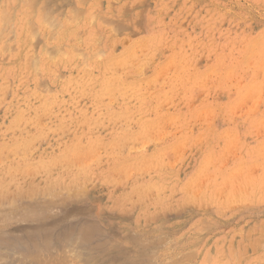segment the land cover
I'll use <instances>...</instances> for the list:
<instances>
[{
    "label": "rangeland",
    "instance_id": "374dc122",
    "mask_svg": "<svg viewBox=\"0 0 264 264\" xmlns=\"http://www.w3.org/2000/svg\"><path fill=\"white\" fill-rule=\"evenodd\" d=\"M76 1L47 0L54 26L30 18L35 34L19 30L20 6L2 27L0 264L99 261L93 248L21 257L69 225L93 228L109 264H264V0Z\"/></svg>",
    "mask_w": 264,
    "mask_h": 264
},
{
    "label": "bare ground",
    "instance_id": "6f19581e",
    "mask_svg": "<svg viewBox=\"0 0 264 264\" xmlns=\"http://www.w3.org/2000/svg\"><path fill=\"white\" fill-rule=\"evenodd\" d=\"M45 1H46V2H45ZM79 1H80V0H78V1H76V2H79ZM84 1H85V0H84ZM51 3H52V2H51ZM81 3H82V0L80 1V5H81ZM49 4H50V2H49ZM52 4H53V3H52ZM52 4H50V5H52ZM95 4H97V2H95ZM99 4H100V3H99ZM11 6H12V7H11ZM13 6H20L19 8L16 7L18 10L21 8V12H19V21H18L16 18H15V21L17 20V21L21 24L22 27H19V28H20L19 30H21L22 32H25V30H26V28H27V24L30 23V20H29L30 18H32V19H34L35 21H37V22L39 23V25L42 26L43 28H44V27H47L48 25H49L48 27H50L51 24L54 26V24H53V22H52L53 18H51V17H50V18H51V19H50V23H49V22H48L49 24L47 23V21H48V19H49L48 17H49L50 15L53 14V13L50 14V11L52 12V10L49 11L50 7H48L49 9H46L47 6H49L47 0H0V41H3V40L5 39V38H4V34H5V32H6V31H4V30L2 29V27L4 28V26L7 25L6 23L9 22L8 19L11 17V15L13 14V12L15 13V11H13V10H14V9H13ZM37 6H40V7L38 8ZM45 6H46V7H45ZM54 6H55V5H54ZM96 6H97V5H96ZM11 8H12L13 10H11V13H12V14L10 13V14H11V15H10V14H8V13H9V11H10L9 9H11ZM14 8H15V7H14ZM16 8H15V9H16ZM17 9H16V10H17ZM12 11H13V12H12ZM47 11H49V12H47ZM48 13H49V14H48ZM75 13H77V12H75ZM14 15H15V14H14ZM14 15H12V16H14ZM16 15H17V14H16ZM48 15H49V16H48ZM71 15H72L73 17L76 16V14H75V15H74V14H71ZM9 16H10V17H9ZM17 16H18V15H17ZM68 16H69V15H68ZM79 16H80V13H79ZM79 16H78V18H77L78 20L80 19ZM70 17H71V16H70ZM80 17H81V16H80ZM86 17H88V16H86ZM90 17H91V16H90ZM90 17H89L88 23H89V21L91 22ZM11 18H12V17H11ZM11 18L9 19L10 21H11ZM71 18H72V17H71ZM92 19H93V18H92ZM71 20H72V24H73V18H72ZM75 20H76V19L74 18V21H75ZM94 20H95V18H94ZM7 21H8V22H7ZM17 21H16V22H17ZM53 21H54V20H53ZM66 21H68V23H69L70 19H68V20H66ZM81 21H82V20H81ZM81 21H80V23H81ZM86 21H87V20H86ZM97 21H98V20H97ZM64 22H65V21H64ZM64 22H63V23H64ZM76 22H77V21H76ZM12 23H13V20H12ZM82 23H84V21H82ZM10 24H11V22L9 23V25H10ZM30 24H31V25H29L28 28L33 29V28H34V26H33V28H32L33 21H32ZM47 24H48V25H47ZM76 24H77V26H79V25H78L79 22H78V23H75V25H76ZM84 24H85V23H84ZM12 25H13V24H11L10 26L12 27ZM37 25H38V24H37ZM69 25H71V22L69 23ZM86 25H87V22H86ZM86 25H85V27H87ZM91 25H92V26H90V28L93 27V24H91ZM95 25H96V24H95ZM95 25H94V26H95ZM30 26H31V27H30ZM15 27H16V26H15ZM51 27H52V26H51ZM96 27H97V25H96ZM6 28H8V26H6ZM88 28H89V26H88ZM88 28H87V29H88ZM94 28H95V27H94ZM35 29H36V28H35ZM40 29H41V27H40ZM9 30H10V29H9ZM9 30H8V31H9ZM12 30H13V29H12ZM16 30H17V29H16ZM43 30H44V29H43ZM92 30H93V29H92ZM13 31H14V30H13ZM21 31H20V32H21ZM89 31H90V30H89ZM16 32H17V31H16ZM29 32H30V30H29ZM29 32H28V33H29ZM35 32H36V31H35ZM35 32H34V29H33V33H34V34H35ZM92 32H93V31H92ZM30 33H31V32H30ZM93 33H94V32H93ZM93 33H90V34H93ZM88 34H89V33H88ZM90 34H89V35H90ZM20 35H21V34H20ZM26 35H27V34H26ZM26 35H25V36H26ZM28 35H29V34H28ZM31 35H33V34H30V35H29V36H30L29 39H30L31 37L34 36V35L31 36ZM76 35H77V34H76ZM94 35L96 36L95 33H94ZM94 35H93V36H94ZM60 36H61V35H60ZM26 37H27V36H26ZM26 37H25V38H26ZM50 37H52V36H50ZM50 37H47V39H48V38L50 39ZM22 38H24V37H22ZM27 38H28V37H27ZM29 39H28V40H29ZM20 40H21V39H20ZM28 40H27V42H30V41H31V39H30V41H28ZM91 40H92V36H91ZM87 41H88V40H86V42H87ZM25 42H26V41H25ZM31 42H33V41H31ZM84 42H85V41H84ZM3 43H4V42H3ZM92 43H94V40H93ZM19 44H20V43H19ZM84 44H85V43H84ZM87 44H88V42H87ZM87 44H86V45H87ZM89 44H90V42H89ZM91 45H92V44H91ZM27 46H28V45H27ZM89 46H90V45H89ZM3 47H4V46H3ZM3 47H2V49H4ZM86 48H88V45H87ZM92 49H93V48H92ZM94 49H96V48H94ZM101 52H102V51H101ZM32 53H33V51H32ZM45 53H46V52H45ZM42 54H43V53H42ZM96 54H97V52H96ZM98 54H100L99 51H98ZM98 54H97V55H98ZM110 54H111V53H110ZM97 55H96V56H97ZM102 55H103V54H102ZM134 55H135V54H134ZM39 56H40V55H39ZM45 56H46V55H45ZM33 57H34V56H33ZM33 57L31 58L32 60L34 59ZM46 57H47V56H46ZM124 57H125V56H124ZM35 58H36V57H35ZM31 59H30L29 62H32V63L34 62L35 65H33V66L40 65L39 57H38V62H35V59H34V61H32ZM97 59H98V57H97ZM24 60H26V59H24ZM110 60H111V59H110ZM112 60H113V59H112ZM36 61H37V60H36ZM40 61H41V60H40ZM75 61H76V60H75ZM44 62H45V61L43 60V63H44ZM46 62H47V61H46ZM88 62H91V58H90V60H89ZM114 62H115V60L112 61L111 64H113ZM38 63H39V64H38ZM81 63H82V62H81ZM91 63H92V62H91ZM29 64H30V63H29ZM36 64H37V65H36ZM88 64H89V63H88ZM48 65H49V64H48ZM86 65H87V64H86ZM49 66H50V65H49ZM90 66H91V64H90ZM90 66L88 65V68H90ZM38 67H39V66H38ZM40 67H41V66H40ZM83 67H84V66H83ZM33 68H34V67H33ZM44 68H45V67H44ZM34 69H35V68H34ZM37 69H38V68H36V70H37ZM41 69H42V67H41ZM49 69H50V67H49ZM106 69H107V68H106ZM84 70H85V69H84ZM25 71H26V70H25ZM39 71H40V70H39ZM41 71H42V70H41ZM80 71H81V70H80ZM103 71H104V70H103ZM33 72H34V70H33ZM82 72H84V71H82ZM38 73H39V72H37V73H35V74L38 75ZM85 73H86V72H85ZM29 74H30V73H29ZM87 74H88V73H87ZM87 74H86V75H87ZM77 75H78V74H77ZM83 75H84V74H83ZM81 76H82V75H81ZM89 76L92 77L91 75H89ZM89 76H88V77H89ZM103 76L106 77V75H103ZM90 77H89V78H90ZM81 78H83V77H81ZM81 78H80V79H81ZM85 78H86V76H85ZM77 79H78V78H77ZM91 79H93V78H91ZM70 80H71V79H70ZM88 80H89V79H88ZM88 80H86V81H88ZM93 80L95 81V79H93ZM93 80H92V81H93ZM32 81H33V80H32ZM68 81H69V80H68ZM78 81H79V80H78ZM83 81H84V80H83ZM92 81H91V82H92ZM94 81H93V82H94ZM117 81H118V80H117ZM91 82H90V83H91ZM81 83H82V82H81ZM88 83H89V82H88ZM88 83H87V84H88ZM37 84H38V83H37ZM76 84H77V83H76ZM102 84H103V83H102ZM73 85H75V84H73ZM82 85H83V84H82ZM92 85H93V84H90L91 87H92ZM117 85H118V84H117ZM17 86H18V85H17ZM69 86H70V85H69ZM86 86H87V85H86ZM90 86H88V88H89ZM79 87H80V86H79ZM112 87H113V86H112ZM120 87H121V86H120ZM123 87H124V86H123ZM73 88H74V87H73ZM81 88H82L83 90H84V88L87 89V87H85V86H84V88H83V86H81ZM101 88H103V86H102ZM101 88H100V89H101ZM16 89H17V88H16ZM74 89H75V88H74ZM86 89H85V90H86ZM94 89H95V88H93V89L91 90V88H90V92H88V93H92V94H93V93H94V92H93ZM85 90H84V91H85ZM101 90H103V89H101ZM101 90H99L98 92H101ZM108 90H109V89H108ZM112 90H113V89H112ZM115 90H117V89H115ZM87 91H88V90H87ZM94 91H95V90H94ZM113 91H114V90H113ZM62 92H63V91H62ZM82 92H83V91H82ZM30 93H31V92H30ZM95 93H96V91H95ZM35 95H37V94H35ZM31 96H32V94H31ZM33 96H34V95H33ZM24 99H25V98H24ZM35 99H36V98H35ZM37 99H38V98H37ZM28 100H29V99H28ZM60 100H61V99H59V101H60ZM32 101H33V100H32ZM45 101H46V100H45ZM64 101H65V100H64ZM94 102H95V101H94ZM96 102H97V101H96ZM26 103H27V102H26ZM43 103H44V102H43ZM43 103H42V104H43ZM27 104H28V103H27ZM44 105H45V104H44ZM20 113H21V112H20ZM20 113H18V114H20ZM22 115H23V114H22ZM19 116H20V115H19ZM30 138H31V137H30ZM16 139H17V138H16ZM32 140H33V138L30 140V142H32ZM13 141H14V140H13ZM22 141H23V140H22ZM22 141H20L21 143L19 142V144H17L16 146H17V147H18L19 145L21 146V145L23 144ZM24 142H25V141H24ZM145 145H146V144H145ZM25 146H26V149H27V143H26ZM5 147H6V146H5ZM5 147H4V148H5ZM21 147H22V146H21ZM21 147H20V148H21ZM8 148L11 149L12 147H8ZM3 150H4V149H3ZM6 150H7V149H6ZM8 150H9V149H8ZM11 150H12V149H11ZM11 150H10V151H11ZM22 150H23V149H22ZM24 150H25V148H24ZM24 152H25V151H24ZM24 152H23V154H24ZM4 153H5V151H4ZM27 153H28V151H27ZM30 153H31V152H30ZM60 155H61V154H60ZM60 155H59V157L62 156V158H64L63 155H61V156H60ZM59 157H57V158H55V159H52V158H51V159H49V160H47V161H45V160L42 161V160H41L42 162H41V161H40V162H39V161H36L37 164H38L36 167L38 168V166H39L40 168H54V167H55V168H58V165H61V164H57V163L59 162ZM53 158H54V157H53ZM206 158H207V157H206ZM41 159H42V158H41ZM28 160H29V159L24 160L25 162L27 161V162L25 163L26 168H27V167L29 168V167H30V164H31V163L34 164L33 162H35L34 160H33V162H32V161H28ZM30 160H31V159H30ZM21 161H22V160H21ZM74 161H75V160H74ZM0 164H1V163H0ZM3 164H4V163H3ZM75 164H76V163H75ZM15 165H16V164H15ZM35 165H36V164H35ZM32 166H33V165H31V167H32ZM199 166L201 167L202 165H199ZM2 167H3V166H2ZM7 167H8V166H7ZM33 167L35 168V166H33ZM61 167H62V166H61ZM8 168H12V170H14V166H13V165H11V166L8 167ZM24 168H25V167H23V169L21 168L22 172H23ZM26 168H25L26 171H27V170L29 171V170L31 169V168H29V169H28V168L26 169ZM78 168H79V167H78ZM80 168H83V167H80ZM17 169H18V168H17ZM12 170H11V171H12ZM19 170H20V169H19ZM8 171H9V169H8ZM11 171H9V173H10ZM14 171H15V170H14ZM6 172H7V170H6ZM15 172H17V171H15ZM18 172H19V171H18ZM18 172H17V173H18ZM3 173H4V172H3ZM9 173H8V174H9ZM8 174H7V175H8ZM29 174H30V173H29ZM2 175H3V174H2ZM21 175H22V174H21ZM21 175H20V176H21ZM128 175H129V174H128ZM9 176H10V175H9ZM18 176H19V173H18ZM5 177H6V176H5ZM5 177H4V176H1V177H0V180L4 181V178H5ZM16 177H17V175L15 176V174H12V175H11V177H10V179H9L10 181H12L11 186H12L13 184H16V183H17L16 180H18V179H16ZM7 178H8V177H7ZM7 178H6V179H7ZM17 178H18V177H17ZM29 178H30V177H29ZM52 178H53V177H52ZM6 179H5V180H6ZM7 180H8V179H7ZM19 180H20V177H19ZM53 180H55V178H54ZM63 180H66V179H63ZM63 180H62V182H63ZM2 181H0V182L2 183ZM13 181L16 182V183H13ZM49 181H51V180H49ZM8 182H9V181H8ZM19 182H21V181H19ZM52 182H53V181H52ZM57 182H58V179L56 180L55 183L57 184ZM71 182H72V181H71ZM1 183H0V184H1ZM6 183H7V182H6ZM24 183H25V182H24ZM3 184H4V183H3ZM17 184H18V186H19V187L17 186V188H20V184H19V183H17ZM17 184H16V185H17ZM62 184H63V183H62ZM64 184H65V182H64ZM9 185H10V184H9ZM22 185H23V184H22ZM44 185H45V186H44V188H45L47 184H44ZM60 185H61V184H60ZM65 185H66V184H65ZM65 185H63V186L65 187ZM69 185H70V184H69ZM69 185H68V186H69ZM72 185H73V184H72ZM26 186H27V185H26ZM49 186H50V183H49ZM52 186H53V185H52ZM68 186H67V188H69ZM1 187H3V186H0V188H1ZM4 187H5V186H4ZM12 187H15V186L13 185ZM71 187H72V186H71ZM71 187H70V188H71ZM10 188H11V187H10ZM10 188H9V189H10ZM32 188H33V187H32ZM62 188H63V187H62ZM65 188H66V187H65ZM67 188H66V189H67ZM72 188H75V187L73 186ZM72 188H71V189H72ZM7 189H8V188H7ZM7 189H6V190H7ZM13 189H14V188H13ZM49 189L52 190L51 188H49ZM71 189H70V190H71ZM75 189H76V188H75ZM0 190H1V189H0ZM3 190H4V189H3ZM17 190H18V189H17ZM79 190H80V189H78L76 192H80V194H81V193H82L81 191H83V190H81V191H79ZM4 191H5V190H4ZM4 191H3V192H4ZM7 191H8V190H7ZM30 191H31V189H30ZM59 191H60V190H59ZM59 191H58V192H53V194L55 193V195H56V193L58 194ZM62 191H63V189H62ZM68 191H69V190H67V192H68ZM71 191H72V190H71ZM11 192H12V191H11ZM60 192H61V191H60ZM67 192H62V194L59 193V194H60L59 197H62V196H63V193H67ZM69 192H70V191H69ZM73 192H74V191H73ZM76 192H75V194H77ZM19 193H20V190H19ZM25 193H26V192H25ZM29 193H30V192H29ZM48 193H49V192H48ZM48 193H47V194H48ZM3 194H4V193H3ZM27 194H28V193H27ZM30 194L32 195L33 193L31 192ZM30 194H28V195L30 196ZM8 195H9V194H8ZM11 195H12V194H11ZM22 195H23V194H22ZM50 195H52V194H50ZM68 195H70V194H68ZM77 195H79V194H77ZM16 196H18V195H16ZM32 196H33V198H34V195H32ZM48 196H49V195H48ZM64 196L67 197V194H66V195L64 194ZM64 196H63L62 198H64ZM72 196H73V195H72ZM79 196H80V195H79ZM30 197H31V196H30ZM51 197H52V196H51ZM51 197L49 196L50 199H49L48 201H50V200L52 201L53 198L56 199V197H53L52 199H51ZM69 197H70V196H69ZM73 197H74V196H73ZM45 198H46V197H45ZM57 198H58V197H57ZM54 199H53V201H55ZM64 199H66V198H64ZM68 199H69V198H68ZM68 199H67V200H68ZM35 200H36V199H35ZM37 200H38V199H37ZM53 201H52V202H53ZM62 201H63V200H62ZM36 202H37V201H36ZM45 202H46V199H45ZM50 203H51V202H50ZM53 203H54V202H53ZM60 203H61V202H60ZM27 204H28V203H27ZM31 204H32V203H31ZM35 204H36V203L34 202V205H35ZM37 205H39L38 202H37ZM41 205H42V204H41ZM41 205H40V206H41ZM45 205H46V204H44V206H45ZM49 205L51 206V204H49ZM18 206H19V205H18ZM44 206H42V207H44ZM60 206H61V205H60ZM62 206H63V205H62ZM0 207H1V206H0ZM11 207H12V206H11ZM19 207H20V206H19ZM22 207H23V206H22ZM9 208H10V207H9ZM16 208H17V207H16ZM32 208L34 209V207H32ZM32 208H31V209H32ZM37 208H38V207H37ZM39 208H40V207H39ZM0 209H1V208H0ZM22 209H23V208H21V210H22ZM28 209H29V210H27V211H31L30 208H28ZM48 209H50V207H49ZM2 210H3V209H1V211H2ZM15 210H17V209H15ZM18 210H19V209H18ZM39 210H40V209H39ZM39 210H36V211H39ZM4 211H5V210H4ZM36 211H35V212H36ZM45 211L47 212V211H49V210H45ZM50 211H51V210H50ZM7 212H8V211H6V213H7ZM11 212H13V211H11ZM14 212H16V211H14ZM14 212H13V213H14ZM19 212H20V211H19ZM22 212H24V211L22 210L20 213H22ZM32 212H33V211H32ZM41 212H42V211H41ZM3 213H4V212H3ZM6 213H5V214H6ZM8 213H10V211H9ZM28 213H29V212H28ZM36 213H37V212H36ZM38 213H39V212H38ZM16 214H17V213H16ZM24 214H25V212H24ZM146 214H147V213H146ZM146 214H145V215H146ZM6 215H7V214H6ZM6 215H4V217H7ZM11 215H13V214H12V213L9 214V218H10ZM21 215H22V214H21ZM26 215H27V214H26ZM28 215H29V214H28ZM31 215H33V213H32ZM43 215H44V214H43ZM16 216H17V215H16ZM4 217H3V218H4ZM28 217H29V216H28ZM45 217H46V216H45ZM23 218H24V217H23ZM25 218H26V217H25ZM32 218H33V217H32ZM48 218H49V216H48ZM50 218L53 219L54 217H50ZM6 219H8V218H6ZM6 219H5V220H6ZM13 219H14V218H13ZM16 219H17V218H16ZM20 219H21V218H20ZM42 219H44V218H42ZM46 219H47V218H46ZM0 220H1V222H3V221H2V217H0ZM23 220H24V219H23ZM50 220H51V219H50ZM53 220H54V219H53ZM7 221L9 222V220H7ZM14 221H15V219H14ZM14 221H13V222H14ZM33 221H34V220H33ZM38 221H39V220H38ZM10 222H11V221H10ZM35 222H36V221H35ZM53 222H54V221H53ZM53 222H52V223H49V225H51V227L49 226L50 228H52L53 225H54V227H55V225L57 226V225H59V223H60V222H58V223H57V222H54V224H53ZM84 222H85V221H84ZM88 222H89V221L86 220V223H88ZM4 223H5V222H4ZM19 223H20V222H19ZM32 223H33V222H32ZM41 223H42V222H41ZM43 223H44V222H43ZM55 223H57V224H55ZM95 223H96V222H95ZM33 224H34V223H33ZM36 224H38V223H36ZM82 224H83V223H82ZM82 224H81V225H82ZM84 224H85V223H84ZM92 224H94V223H92ZM96 224H97V223H96ZM0 225H1V223H0ZM7 225H8V224H7ZM42 225H43V224H42ZM73 225H75V224H73ZM81 225H80V226H81ZM89 225H90V224H89ZM39 226H40V224H39ZM69 226L71 227V225H69ZM77 226H79V224H78ZM80 226H79V227H80ZM86 226L88 227V225H86ZM94 226H95V225H94ZM94 226H92V227H94ZM36 227H37V226H36ZM46 227H47V226H45V228H46ZM54 227H53V228H54ZM60 227H63V225H61ZM65 227H66V226H65ZM70 227H69V228H70ZM73 227H74V226H73ZM73 227H71V228H73ZM75 227H76V226H75ZM75 227H74V228H75ZM81 227H82V226H81ZM92 227H91V228H92ZM45 228H44V230H45ZM67 228H68V225H67ZM69 228H68V229H69ZM74 228H73V229H70V230H72V231H65V230H68V229H66V228L63 227L62 229H65V230H63V231H61V232H59V233H57V234H54L55 232H52V231H51L52 229L49 230L50 233H43V232H41V231H38V232H41V233H42L40 239H38V238L32 239V238H33L32 235H30V237L32 236L31 238H30L29 236H27V237H29L31 240H30V239H29L28 241L25 240V241H27L26 244H25V246L23 245L24 248H25V249H24V248H23V249H24L25 251H24V253H21V255H22L21 257H22V258L24 257V258H26V260H29V261H30L29 258H31V260H33L34 258H36L35 256H36L37 254H38V257H39V256H41V255L43 256V254H41V252H42V253L45 252V253H44L45 255H46V252H47V253H50V256H49V254H48V256H47L48 258L50 257V258H49V261H48V259H47V260L45 259V258H47L45 255H44L42 258L45 259V262H47V261L50 262V259L52 260V259H54V258L56 257V256H54V255L52 256V254H53V253L51 254V250H52V249H53V251L57 250V252H58V251H59V252H64V251H62V250H63V249L66 250L68 247L71 248L70 251L73 250V253H74V251L77 250L76 252H77V254H79V255L81 254V253H80L81 250H83V253H86V251H89V250H91V249L93 248L95 252H98V253H97L98 255H101V256H102V253L105 252L104 250H103L104 252L102 251V248H104L103 244H102V246H103V247H102L101 244H97L99 241H98V242L95 241V243L97 242L96 244L92 241V239H96V240H97V237H96V238H93V236H94V235H93V232H94L93 230H94V229H93V228L90 229V228H86V227L84 228V226H83V227L80 228V229L78 228L77 231H76ZM96 228H100V226H97ZM35 229H36V228H35ZM41 229H42V228H41ZM54 229H55V228H54ZM54 229H53V230H54ZM60 229H61V228H60ZM60 229H58V230H60ZM44 230H43V231H44ZM73 230H74V231H73ZM100 230H102V229H100ZM100 230H99V229H98V230L95 229V231H99V232H100ZM34 231H35V230H34ZM55 231H56V230H55ZM26 232H27V231H26ZM102 232H103V231H102ZM6 233H7V232H6ZM11 233H12V232H11ZM51 233H52V234H51ZM8 234H9V232H8ZM8 234H7V235H8ZM34 234H36V233L34 232ZM38 234H39V233H38ZM53 234H54V235H53ZM94 234H95V232H94ZM1 235H3V234H1ZM1 235H0V236H1ZM39 235H40V234H39ZM39 235H38V236H39ZM105 235H106V234H105ZM97 236H99V238L102 237V236H100V234L98 235V233H97ZM126 236H128V235L126 234L125 237H126ZM2 237H3V236H2ZM2 237H1V239H3ZM17 237H18V236H17ZM94 237H95V236H94ZM129 237H131V236H129ZM14 238H15V237H14ZM8 239H9V237L6 238L7 242L5 243V245H6V246H9V247L12 248V249H11V248H10V249L7 248V250H8V249L11 250V252H10V251H8V252H9V254H11V253L13 252L12 254H13V256H14V254L17 253L16 250L19 249L20 246L23 244L22 242L24 241V239H23V238H22L23 240H22V239H21V240L18 239L19 241H16V242H14V241L11 242L12 240H10V242H8ZM15 239H16V238H15ZM104 239L106 240L107 238H103V240H104ZM122 239H125V238L122 237ZM128 239L130 240L131 238H126L127 241H128ZM16 240H17V239H16ZM99 240H100V239H99ZM108 240H109V238H108L106 241H108ZM126 240H124V241H126ZM131 240H132V239H131ZM4 241H5V239H4ZM20 241H22V242H20ZM100 242H101V241H100ZM108 242H109V241H108ZM108 242H107V245L109 244ZM1 243H3V242L0 241V244H1ZM101 243H102V242H101ZM113 244H115V243H113ZM113 244H112V246H113ZM107 245L105 244L106 248H107ZM109 245H111V244H109ZM116 245H117V243H116ZM116 245H115V246H116ZM6 246H5V247H6ZM2 247H3V246H2ZM5 247H4V248H5ZM74 247H75V248H74ZM109 247H111V246H109ZM0 248H1V247H0ZM73 248H74L75 250H74ZM113 248H115V247L113 246ZM118 248H119V247H118ZM118 248L116 247V249H118ZM23 249H21V250L19 249V250H20L21 252H23V251H22ZM88 249H89V250H88ZM107 249H108V248H107ZM110 249H111V248H110ZM110 249H109V251H108L109 253L106 251V252H107L106 254H111L112 251H110ZM2 250H3V249H1V253H2ZM67 250H68V249H67ZM67 250H66V251H67ZM78 250H79L80 252H79ZM84 250H85V252H84ZM112 250H114V249H112ZM14 251H15V253H14ZM94 251H93V252H94ZM117 251H118V250H117ZM119 251H120V248H119ZM6 252H7V251H6V248H5V252H3V253H4V254H7L8 252H7V253H6ZM39 252H40V253H39ZM91 252H92V251H91ZM93 252H92V253H93ZM95 252H94V253H95ZM122 252H123V251H120V253H122ZM1 253H0V254H1ZM33 253H35V255H32ZM66 253H67V252H66ZM83 253H82V255H83ZM88 253H89V255H90V252H88ZM112 253H113V252H112ZM114 253H115V252H114ZM116 253H117V252H116ZM40 254H41V255H40ZM59 254H61V253H59ZM67 254H68V253H67ZM71 254H72V253H71ZM104 254H105V253H104ZM106 254H105V255H106ZM122 254H124V252H123ZM18 255H19V254H18ZM55 255H56V254H55ZM64 255H65V254H64ZM73 255H75V254H73ZM113 255L115 256L116 254H112V256H111V255H110V256L113 257ZM117 255H119V253H118ZM120 255H121V254H120ZM124 255H126V254H124ZM124 255H123V256H124ZM140 255H141V254H140ZM16 256H17V255H16ZM32 256H34V257H32ZM60 256H61V255H60ZM62 256H63V255H62ZM67 256H68V255H67ZM87 256H88V254H87ZM94 256H95V254H94ZM101 256L99 257V261L97 260L98 258H97V259L94 258L97 262H95V263L93 262V263H94V264H109V260H108V259L110 258V256L108 255L109 258H108V256H107V257H105V256L101 257ZM123 256H122V257H123ZM51 257H52V258H51ZM72 257H73V256H72ZM72 257H71V258H72ZM75 257H76V255H75ZM91 257H93V256H91ZM115 257H116V256H115ZM138 257H139V256H138ZM140 257H141V256H140ZM22 258H21V259H22ZM32 258H33V259H32ZM42 258H40L41 261H44V259L42 260ZM57 258H58V257H57ZM66 258H67V257H66ZM118 258H119V257H118ZM124 258H125V257H124ZM36 259H37L38 264H41L40 261L38 260V258H36ZM55 259H56V258H55ZM55 259H54V260H55ZM59 259H60V257H59ZM63 259H64V257H63ZM63 259H62V260H63ZM74 259H75V258H74ZM110 259H111V258H110ZM113 259H114V261H116L115 258H113ZM113 259H112V260H113ZM116 259H117V258H116ZM120 259H121V258H119V259H117V260L120 261ZM18 260H19V259H18ZM22 260H23V259H22ZM24 260H25V259H24ZM56 260H58V259H56ZM66 260H67V259H66ZM19 261H20V260H19ZM29 261H28V262H29ZM59 261H60V260H59ZM92 261H93V260H92ZM119 261H118L117 264H119ZM121 261H123V259H121ZM124 261H125V259H124ZM137 261H138V258H137ZM141 261H142V260H141ZM22 262H23V261H22ZM26 262H27V261H26ZM30 262H31V261H30ZM30 262H29V263H30ZM32 262H33V263H31V264H34V263L36 262V260H33ZM57 262H58V261H57ZM57 262H56V263H57ZM60 262H61V261H60ZM64 262H65V261H64ZM79 262H80V261H79ZM88 262H89V261H88ZM125 262H126V261H125ZM139 262H140V260H139ZM110 263H111V262H110ZM120 263H124V262H120ZM127 263L129 264L130 262H127ZM134 263H138V262H135V261H134L133 264H134ZM142 263H143V262H142ZM36 264H37V263H36ZM42 264H45V263L42 262ZM60 264H61V263H60ZM66 264H68V262H67ZM112 264H113V263H112ZM114 264H116V263H114ZM125 264H126V263H125Z\"/></svg>",
    "mask_w": 264,
    "mask_h": 264
}]
</instances>
